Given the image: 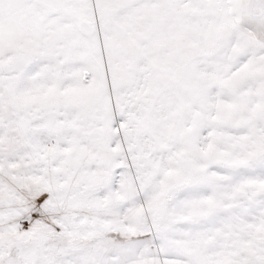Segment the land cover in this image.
I'll use <instances>...</instances> for the list:
<instances>
[{"label":"snow or ice","instance_id":"obj_1","mask_svg":"<svg viewBox=\"0 0 264 264\" xmlns=\"http://www.w3.org/2000/svg\"><path fill=\"white\" fill-rule=\"evenodd\" d=\"M0 264H264V0H0Z\"/></svg>","mask_w":264,"mask_h":264}]
</instances>
